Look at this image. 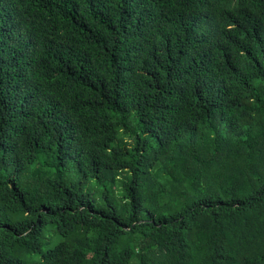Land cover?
Segmentation results:
<instances>
[{"label":"trees","instance_id":"16d2710c","mask_svg":"<svg viewBox=\"0 0 264 264\" xmlns=\"http://www.w3.org/2000/svg\"><path fill=\"white\" fill-rule=\"evenodd\" d=\"M0 264H264V0H0Z\"/></svg>","mask_w":264,"mask_h":264}]
</instances>
